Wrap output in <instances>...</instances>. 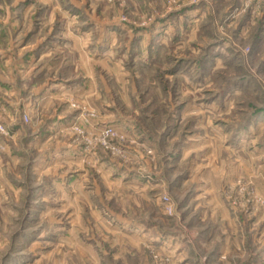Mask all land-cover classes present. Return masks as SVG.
Here are the masks:
<instances>
[{
    "label": "rangeland",
    "instance_id": "374dc122",
    "mask_svg": "<svg viewBox=\"0 0 264 264\" xmlns=\"http://www.w3.org/2000/svg\"><path fill=\"white\" fill-rule=\"evenodd\" d=\"M263 245L264 0H0V264Z\"/></svg>",
    "mask_w": 264,
    "mask_h": 264
},
{
    "label": "crops",
    "instance_id": "0c3cea01",
    "mask_svg": "<svg viewBox=\"0 0 264 264\" xmlns=\"http://www.w3.org/2000/svg\"><path fill=\"white\" fill-rule=\"evenodd\" d=\"M222 257H223L222 254L218 255L217 261H220L218 262V264H229L228 260H223ZM250 258H251L250 259L251 262L249 263L248 261L247 263L244 264H264V245L262 246L261 250H258L257 252H253Z\"/></svg>",
    "mask_w": 264,
    "mask_h": 264
}]
</instances>
